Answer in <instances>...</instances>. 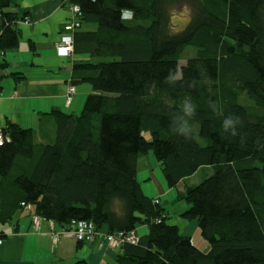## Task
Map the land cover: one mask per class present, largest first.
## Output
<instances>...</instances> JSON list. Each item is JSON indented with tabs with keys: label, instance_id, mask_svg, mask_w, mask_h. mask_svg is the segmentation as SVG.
Wrapping results in <instances>:
<instances>
[{
	"label": "trees",
	"instance_id": "obj_1",
	"mask_svg": "<svg viewBox=\"0 0 264 264\" xmlns=\"http://www.w3.org/2000/svg\"><path fill=\"white\" fill-rule=\"evenodd\" d=\"M12 4L0 0V69L19 42ZM70 4L81 12L73 54L85 57L72 65L71 81L92 93L78 115L48 114L47 143L7 126L0 224L30 206L62 229L89 221L97 232L122 233L117 264H264V0ZM180 11L188 21L175 28L171 16ZM189 47L194 56L179 66ZM149 152L169 188L210 167L208 177L177 193L207 252L144 195L137 162ZM140 225L146 232L137 235Z\"/></svg>",
	"mask_w": 264,
	"mask_h": 264
},
{
	"label": "crops",
	"instance_id": "obj_2",
	"mask_svg": "<svg viewBox=\"0 0 264 264\" xmlns=\"http://www.w3.org/2000/svg\"><path fill=\"white\" fill-rule=\"evenodd\" d=\"M12 2L9 11L18 16L13 27L19 42L2 56L0 129L6 132L7 126L12 124L21 132L32 130L37 143H47L53 135V122L48 114L55 110L78 115L85 98L92 93L88 84L73 86L71 81L72 65L85 57L58 53L63 26L70 18V0ZM71 86L75 92L72 101L67 103ZM151 157L147 154L139 158L137 180L138 171L142 170L146 172L145 180H150L147 161H151L152 165ZM157 165L161 169V164L157 162ZM138 182L142 189L141 182ZM149 198L158 199L160 206L165 208L166 222L176 226L181 235L190 237L192 241L197 225L183 216L188 205L178 202L177 198L163 200L161 195ZM168 204H171L170 211L166 209ZM34 216L33 208H24L17 211L9 223L0 224V264H117L119 249L104 244L105 229L98 231L93 242L82 244L43 218L38 217L36 225H33ZM135 232L137 235L144 234L146 226H138ZM57 234L60 236L55 237ZM198 244L200 251H208V244Z\"/></svg>",
	"mask_w": 264,
	"mask_h": 264
},
{
	"label": "built area",
	"instance_id": "obj_3",
	"mask_svg": "<svg viewBox=\"0 0 264 264\" xmlns=\"http://www.w3.org/2000/svg\"><path fill=\"white\" fill-rule=\"evenodd\" d=\"M69 12V21L63 26V35L61 36V42L57 47L58 53L63 56H69L73 53L72 34L75 30L80 28L81 12L79 7L77 5L70 4ZM130 16L131 13L129 11L122 12V18L127 19ZM74 92L75 88L71 86L66 97L67 103H70L72 101ZM7 141L8 134L0 129V146H2ZM155 203H159V201L156 199ZM21 206H23V204ZM26 208H30V206H27ZM36 221L37 217L34 216L33 225H36ZM62 230L80 243H91L94 241L95 237L98 234L95 225L89 221H71ZM59 236L60 234L55 235V237ZM123 237L124 235L120 232H117L115 234H105L103 237V242L110 248L118 249L123 242ZM126 237L127 240L131 241L134 239V235L132 233L127 235Z\"/></svg>",
	"mask_w": 264,
	"mask_h": 264
},
{
	"label": "rangeland",
	"instance_id": "obj_4",
	"mask_svg": "<svg viewBox=\"0 0 264 264\" xmlns=\"http://www.w3.org/2000/svg\"><path fill=\"white\" fill-rule=\"evenodd\" d=\"M187 21H188V14L185 11L173 13V15L171 16V24L175 28H181L182 26H184L187 23ZM194 53H195V50L193 48H191V47L185 48V50L183 51L181 60L179 61V66L183 65L185 63V61H186L185 59L193 57ZM148 155H150V157L152 156L151 157L152 165H151V161H149V160L147 161L148 164L150 165V171L148 172L150 174V180H145L146 172H143L144 170H142L140 172L138 171V181L141 182V185L143 187L142 190H144L143 193L149 194V196H151V197L161 195V197H162L161 199H163V200L164 199L167 201H171L172 199L174 200L177 198V193L182 192L185 187L195 186L211 174L210 167H202L193 175H191L187 178H184L178 184L177 189L176 188H169L167 186L165 180H164V177H163V174L161 172L160 167L157 165V162L153 157L152 152H149ZM154 164H155V166H154ZM149 196H147V197H149ZM178 202H184V201L178 200ZM170 206H171V204H168L166 206V209H168V211H170ZM189 221H191V220H189ZM51 230H52V228H51ZM192 235H193L192 242L194 243V245H196V247L199 250H201L199 248L198 243H200V242L206 243V242L201 237L198 227L195 228V231Z\"/></svg>",
	"mask_w": 264,
	"mask_h": 264
},
{
	"label": "clouds",
	"instance_id": "obj_5",
	"mask_svg": "<svg viewBox=\"0 0 264 264\" xmlns=\"http://www.w3.org/2000/svg\"><path fill=\"white\" fill-rule=\"evenodd\" d=\"M192 114H193V113L190 111V112H189V115H192ZM237 120H238V118H237ZM229 123H232V121H226V122H225V125L227 126V124H229Z\"/></svg>",
	"mask_w": 264,
	"mask_h": 264
}]
</instances>
